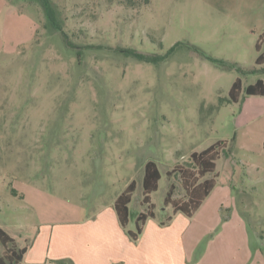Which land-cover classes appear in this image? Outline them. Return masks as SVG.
<instances>
[{"label":"rangeland","instance_id":"obj_1","mask_svg":"<svg viewBox=\"0 0 264 264\" xmlns=\"http://www.w3.org/2000/svg\"><path fill=\"white\" fill-rule=\"evenodd\" d=\"M50 1L61 29L40 0H0V228L22 245L40 235L49 264H130L154 161L162 177L148 220L164 228L171 261L181 245L187 264L224 261L215 239L230 218L247 236L245 264H264V97L245 93L264 81V0ZM120 48L174 50L154 63ZM237 79L242 96L230 103ZM219 141L207 176L218 174L216 190L193 217H176L172 185V199H188L176 167ZM132 181L123 227L109 210Z\"/></svg>","mask_w":264,"mask_h":264},{"label":"trees","instance_id":"obj_2","mask_svg":"<svg viewBox=\"0 0 264 264\" xmlns=\"http://www.w3.org/2000/svg\"><path fill=\"white\" fill-rule=\"evenodd\" d=\"M51 25L57 29H61L56 10L50 0H40ZM64 38L67 44L71 45L65 33ZM177 44L175 48L178 46ZM256 49L259 53L256 60L258 66H264V32L260 36L256 44ZM129 57H133L139 61L158 63L165 60L174 49L169 51L166 56L150 55L139 53L132 49H119ZM222 64L235 68L231 63L221 62ZM243 92V86L240 79H237L229 93L230 103H239ZM247 96L264 97V81L258 80L255 84L246 88ZM227 146L226 142H217L201 152H194L189 159V168H184L178 165L176 168L181 172L184 187L187 191L188 199L181 202L180 200L172 199L174 186L168 191L165 202L171 204L174 208V213H184L187 217H193L200 209L204 201L209 197L217 185L216 177L207 178L209 174H213L217 169V161L221 158L222 151ZM161 172L158 165L154 161H149L145 166V174L143 179L144 198L143 203L148 205V211L141 213L137 218V231L129 232L130 236L137 240L142 233V226L149 218L155 217V205L152 203V194L159 188L161 180ZM203 179V180H202ZM137 188L136 181H132L126 190L117 198L114 204L115 211L119 221L123 227L129 223L130 210L129 205L132 201L133 193ZM171 220V219H170ZM26 248H20L14 238H12L6 230L0 228V264H24V256Z\"/></svg>","mask_w":264,"mask_h":264},{"label":"crops","instance_id":"obj_3","mask_svg":"<svg viewBox=\"0 0 264 264\" xmlns=\"http://www.w3.org/2000/svg\"><path fill=\"white\" fill-rule=\"evenodd\" d=\"M217 177H218V174H217ZM217 186H218V182L212 192L216 190ZM109 214L111 216V219L115 221V223H116V220L120 222L114 206L112 209L110 208ZM177 214H176V217H178ZM100 217L98 216L97 219L100 220ZM169 219H172V217H170ZM153 220L146 221V224L142 229L141 237L139 239L137 238L138 241L135 245L136 251L134 253H131V254H134V256L131 258L130 264H187L186 249L184 245H181L182 251H180V249L177 250V253H178L177 259L175 260L174 258L172 261L170 260V257H169L170 250L167 246L168 237H166L165 239L161 235L162 232L164 231V228L159 227L160 225H158V223H155ZM226 221L227 222L222 227L223 230L221 231L219 236L215 239L218 248L222 249V251L225 252L226 259L224 261L216 260L217 262L215 264H245L246 259L249 255V251L246 247L247 236H246L244 227L239 226L238 228H234V226H231L230 218H228ZM150 227L153 229V233L151 235L149 234ZM42 228L40 229L41 231L39 234L44 233V232L42 233V230H43ZM186 230L187 228L185 230H182V232H179L178 234L181 233L182 235H184L183 232H185ZM40 237H41L40 235L35 236V239L31 246L27 244L28 239L24 240L25 244L23 245L21 243L18 244L20 248H26L27 250L24 256V261H23L24 264H49L48 263L49 260L47 259L46 252H45L46 250H44V248L38 245V240ZM51 240L53 242L52 238ZM126 242L130 243L129 239H126ZM140 247H143V248L138 249ZM229 254H232L231 256H234V258H229L228 257ZM84 264H97V263L94 260L91 261L90 257L87 256V259L84 260ZM106 264H114V263L109 261V263H106ZM122 264H127V262L123 261Z\"/></svg>","mask_w":264,"mask_h":264}]
</instances>
